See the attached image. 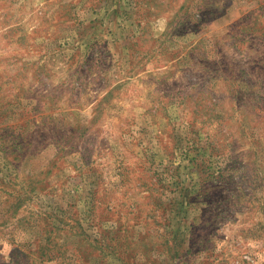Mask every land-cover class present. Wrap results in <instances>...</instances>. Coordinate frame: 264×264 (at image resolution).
I'll use <instances>...</instances> for the list:
<instances>
[{
  "label": "rangeland",
  "instance_id": "obj_1",
  "mask_svg": "<svg viewBox=\"0 0 264 264\" xmlns=\"http://www.w3.org/2000/svg\"><path fill=\"white\" fill-rule=\"evenodd\" d=\"M0 264H264V0H0Z\"/></svg>",
  "mask_w": 264,
  "mask_h": 264
},
{
  "label": "trees",
  "instance_id": "obj_2",
  "mask_svg": "<svg viewBox=\"0 0 264 264\" xmlns=\"http://www.w3.org/2000/svg\"><path fill=\"white\" fill-rule=\"evenodd\" d=\"M33 188V187H32Z\"/></svg>",
  "mask_w": 264,
  "mask_h": 264
}]
</instances>
